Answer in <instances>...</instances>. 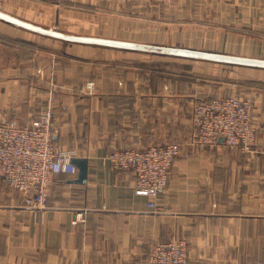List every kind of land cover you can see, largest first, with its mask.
I'll return each mask as SVG.
<instances>
[{
  "label": "crops",
  "instance_id": "0c3cea01",
  "mask_svg": "<svg viewBox=\"0 0 264 264\" xmlns=\"http://www.w3.org/2000/svg\"><path fill=\"white\" fill-rule=\"evenodd\" d=\"M0 11L78 34L264 57V0H0ZM50 40L0 20V118L25 126L56 108V144L88 159V180L54 177L43 213L0 182V264H150L153 246L173 239L187 242L188 264L264 262V86L246 88L260 126L251 150L223 139L202 147L191 112L211 87L205 74L179 91L177 72L148 69L139 52L68 43L76 50L57 54ZM173 142L181 152L151 210L134 171L105 156Z\"/></svg>",
  "mask_w": 264,
  "mask_h": 264
},
{
  "label": "built area",
  "instance_id": "2783aa9c",
  "mask_svg": "<svg viewBox=\"0 0 264 264\" xmlns=\"http://www.w3.org/2000/svg\"><path fill=\"white\" fill-rule=\"evenodd\" d=\"M88 87L93 88V84ZM57 115L56 108L48 107L25 126L0 118V182H7L21 194L24 205L37 213L46 208L54 177L78 173L73 163L78 152L56 144ZM191 120L193 137L202 147L216 146L223 139L231 148L249 151L260 130L253 118L252 102L239 96L198 102ZM180 152V145L173 142L145 149L115 150L107 153L105 159L115 170L132 169L136 175L135 193L149 199V209L158 210V195L168 185ZM188 261V245L182 239L158 243L150 254V264H188Z\"/></svg>",
  "mask_w": 264,
  "mask_h": 264
},
{
  "label": "water",
  "instance_id": "95a60500",
  "mask_svg": "<svg viewBox=\"0 0 264 264\" xmlns=\"http://www.w3.org/2000/svg\"><path fill=\"white\" fill-rule=\"evenodd\" d=\"M0 20L21 29L53 38L67 43L115 48L132 52L143 53L146 56L173 57L191 61L209 62L226 66L264 70V58L248 57L237 54L219 53L206 50H198L180 46L147 45L129 41L114 40L99 36H90L73 32L62 31L57 28L40 26L6 12L0 11ZM73 163L78 169L76 183L85 185L88 180L89 161L86 158H74Z\"/></svg>",
  "mask_w": 264,
  "mask_h": 264
},
{
  "label": "rangeland",
  "instance_id": "374dc122",
  "mask_svg": "<svg viewBox=\"0 0 264 264\" xmlns=\"http://www.w3.org/2000/svg\"><path fill=\"white\" fill-rule=\"evenodd\" d=\"M165 2H171L164 0ZM101 19V18H100ZM103 20V19H102ZM16 32V31H13ZM21 32V31H20ZM74 33V32H73ZM182 32H177L176 36H180L183 38H180V42H187L185 39V36H182ZM23 34V33H19ZM93 36V35H91ZM100 37V36H99ZM161 40H165L160 38ZM67 42H63L60 40H56L51 38L49 41V44L51 45V50L56 52L57 54H62L64 51L63 50H74L77 47H72L68 49V46H70ZM64 44V45H63ZM264 44V43H263ZM62 48L60 50L56 48ZM264 46H259V54L264 56ZM65 48V49H63ZM208 49L211 47H207ZM229 49H232V51H245V48L242 46L238 47H228ZM215 49V48H214ZM76 50V49H75ZM101 54H104L103 56L109 54L112 55V53L107 52V51H100ZM141 57L137 58H144L143 53H139ZM142 54V55H141ZM145 64L148 69H154L156 72L157 70H162L163 72L165 71H170L172 70L173 72L178 73V77L180 78V83H179V91H181L184 87L183 81L185 79L187 81H190V76L191 74H197L202 76L205 74L206 77H209L208 80L211 81V87L208 90L209 92L206 95H198V99L196 102L202 101L205 98H214V97H221V96H239V97H244V98H249L251 99V95H249L248 90L246 88H251V87H261L264 86V83L260 84L254 83L257 79H262L264 80V70H257V69H250V68H243V67H237V66H226V65H220V64H213L209 62H201V61H191V60H185V59H180V58H175L171 62H161L162 60H165L164 58L158 57V56H145ZM264 58V57H261ZM171 60V59H168ZM204 72H209V73H203ZM201 73V74H200ZM185 78V79H183ZM257 84V85H254ZM261 85V86H258ZM185 91V90H183ZM200 93H203L202 91L198 90ZM206 100V99H205ZM193 111V108H192ZM192 113V112H191Z\"/></svg>",
  "mask_w": 264,
  "mask_h": 264
},
{
  "label": "trees",
  "instance_id": "16d2710c",
  "mask_svg": "<svg viewBox=\"0 0 264 264\" xmlns=\"http://www.w3.org/2000/svg\"><path fill=\"white\" fill-rule=\"evenodd\" d=\"M157 72H163L162 70H157Z\"/></svg>",
  "mask_w": 264,
  "mask_h": 264
}]
</instances>
